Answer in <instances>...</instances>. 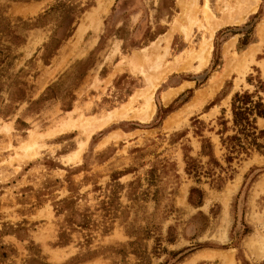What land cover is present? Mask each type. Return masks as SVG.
<instances>
[{
	"label": "rangeland",
	"instance_id": "374dc122",
	"mask_svg": "<svg viewBox=\"0 0 264 264\" xmlns=\"http://www.w3.org/2000/svg\"><path fill=\"white\" fill-rule=\"evenodd\" d=\"M242 1L0 0V264H261L264 147L228 163L217 133L264 83Z\"/></svg>",
	"mask_w": 264,
	"mask_h": 264
},
{
	"label": "trees",
	"instance_id": "16d2710c",
	"mask_svg": "<svg viewBox=\"0 0 264 264\" xmlns=\"http://www.w3.org/2000/svg\"><path fill=\"white\" fill-rule=\"evenodd\" d=\"M1 31L2 30H0V32ZM248 43L249 37L244 34L240 39L237 49L243 48ZM248 82H250L249 79ZM258 91H264V83L260 80H258V85L255 86L253 92H248L247 90L243 92H234L230 104L231 125L227 126L228 120L222 119V116L219 118L218 124L221 127L217 130V133L221 136V143L225 144L227 147L228 154L225 159L228 163H230L236 157L234 155L238 153H247L251 149L259 151L264 147V144L259 141V139L264 138V127L258 128L256 125L257 118L264 119V101L262 97L257 94ZM210 104H214L213 101L210 102ZM171 108L172 106H168L166 108H161V110L162 112H167L170 111ZM196 128L197 130L195 133L200 132V128L197 125ZM228 129H230L232 133L223 137ZM199 152L201 155L208 157V165L211 164L213 167H221L213 155L212 144L209 139L203 138L201 140ZM185 158V170L187 174H191L197 180L204 173L208 176L211 175V168L209 171H202L195 158L188 155H185ZM188 201L191 204L200 205L202 201V191L197 187H191L188 194ZM261 264H264V260L261 261Z\"/></svg>",
	"mask_w": 264,
	"mask_h": 264
},
{
	"label": "bare ground",
	"instance_id": "6f19581e",
	"mask_svg": "<svg viewBox=\"0 0 264 264\" xmlns=\"http://www.w3.org/2000/svg\"><path fill=\"white\" fill-rule=\"evenodd\" d=\"M243 2V6H251L252 5V8L251 9H253V8H255L254 7V5H256V3H257V0H243L242 1ZM243 6H240L239 7V9L241 10L242 9V7ZM242 11V10H241ZM247 11V10H246ZM253 11V10H252ZM241 13V12H240ZM242 13H243V11H242ZM232 15H235V17H236V14L234 13V14H232ZM234 17V16H233ZM206 18H207V16H206ZM208 19V18H207ZM222 20V19H221ZM233 20V19H232ZM238 20V19H237ZM224 21V20H223ZM209 24H210V22H208ZM216 23V22H215ZM217 24H219V22L217 23ZM218 26V25H217ZM213 29H214V27H213ZM213 29L211 30V32H210V34L212 33V31H213ZM208 38V37H207ZM206 42V41H205ZM204 43V42H203ZM207 43V42H206ZM204 45V44H203ZM205 45H207V44H205ZM203 46V47H206V46ZM203 50H204V48H202V53H203ZM248 248H249V250H250V254L251 255H253L255 258H257V260H258V258H261V257H263L264 256V244H261V245H258V244H256L254 241H250L249 243H248ZM252 256V257H253Z\"/></svg>",
	"mask_w": 264,
	"mask_h": 264
},
{
	"label": "crops",
	"instance_id": "0c3cea01",
	"mask_svg": "<svg viewBox=\"0 0 264 264\" xmlns=\"http://www.w3.org/2000/svg\"><path fill=\"white\" fill-rule=\"evenodd\" d=\"M264 177V176H263ZM262 188H263V190H264V183H263V186H262ZM263 223H264V220L262 221ZM257 226V225H256ZM254 231H255V229L253 230L252 229V233L251 234H253L254 233ZM250 234V235H251ZM253 261H255V262H259V261H263L264 260V257L263 258H261V259H259V260H254V259H252Z\"/></svg>",
	"mask_w": 264,
	"mask_h": 264
}]
</instances>
